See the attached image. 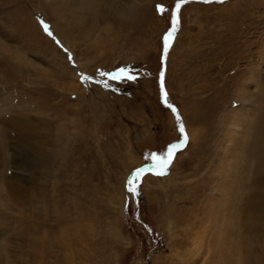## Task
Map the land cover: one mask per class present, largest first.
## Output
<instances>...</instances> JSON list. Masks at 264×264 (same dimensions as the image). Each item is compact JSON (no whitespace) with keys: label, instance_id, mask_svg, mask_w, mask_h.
<instances>
[{"label":"rangeland","instance_id":"obj_1","mask_svg":"<svg viewBox=\"0 0 264 264\" xmlns=\"http://www.w3.org/2000/svg\"><path fill=\"white\" fill-rule=\"evenodd\" d=\"M177 2L116 0L84 35L0 0V264H264V0L182 5L173 113Z\"/></svg>","mask_w":264,"mask_h":264},{"label":"snow or ice","instance_id":"obj_2","mask_svg":"<svg viewBox=\"0 0 264 264\" xmlns=\"http://www.w3.org/2000/svg\"><path fill=\"white\" fill-rule=\"evenodd\" d=\"M188 0H178V2L175 5V11L172 13V28L171 30L165 35L164 39H163V52H162V57H161V62H162V70L160 73V87H161V92L162 95L164 97V103L170 108V110L173 113L177 112V109L175 107L172 106L171 102L168 100L167 98V93L164 91L165 88V73L163 70V65L165 63L166 57L169 55V50L171 47V41L174 39L175 37V33L177 31L176 29V23H177V15L180 12V9L182 7L183 4L187 3ZM200 2L204 3V4H208V3H225L227 2V0H200ZM158 11H160V9L158 8ZM41 26L44 29V31L50 36L52 37L54 34L52 31L49 30V26L41 21ZM58 46L61 45V42L58 40V38L55 41ZM65 51H67L65 49ZM68 58L69 60H72L73 57L72 55L69 53L68 54ZM120 74L119 77L116 74H108V73H101L100 75L102 77L105 78L106 81H113V80H135L137 79V76L132 74V70L131 69H125V68H121L119 70ZM103 87L106 90L112 91V89L109 88V84L108 82H105ZM176 119H177V123L179 126V131L182 134L183 140L181 144H172L170 146H168L167 148V153L165 157H161L162 160H164V164H163V168L164 170L161 172L156 173V175H160V176H166L168 174L167 172V168L169 166H171L172 164V160L173 157L175 155L176 150L181 149L183 146H186V144L189 142V137L185 134V125L181 122L180 120V116L177 114L176 115ZM155 159V157H153ZM145 171V169H139L138 172H143ZM129 184L132 183V180L130 179L128 181ZM129 192H133L134 189L129 188L128 189Z\"/></svg>","mask_w":264,"mask_h":264},{"label":"bare ground","instance_id":"obj_3","mask_svg":"<svg viewBox=\"0 0 264 264\" xmlns=\"http://www.w3.org/2000/svg\"><path fill=\"white\" fill-rule=\"evenodd\" d=\"M53 1L57 3L59 6H61L65 12H67L69 18L64 24L66 30L68 29L69 31L76 32L78 34H84V35L93 34L99 31L100 24H103L106 21H112V22L114 20L116 21V18L121 13V10H119L118 6L115 5L116 0H56V1L53 0ZM54 12L57 13L58 10L54 9ZM112 13L113 15L116 16V18L113 15H111ZM62 38L63 37H61L60 35V39Z\"/></svg>","mask_w":264,"mask_h":264},{"label":"water","instance_id":"obj_4","mask_svg":"<svg viewBox=\"0 0 264 264\" xmlns=\"http://www.w3.org/2000/svg\"><path fill=\"white\" fill-rule=\"evenodd\" d=\"M188 2H200V0H188Z\"/></svg>","mask_w":264,"mask_h":264}]
</instances>
